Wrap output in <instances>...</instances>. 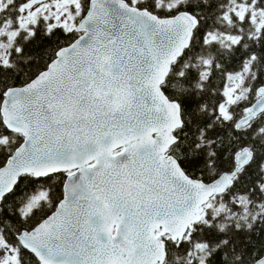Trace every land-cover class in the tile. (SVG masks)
<instances>
[{
    "label": "snow or ice",
    "instance_id": "6c2138e0",
    "mask_svg": "<svg viewBox=\"0 0 264 264\" xmlns=\"http://www.w3.org/2000/svg\"><path fill=\"white\" fill-rule=\"evenodd\" d=\"M0 264H264V0H0Z\"/></svg>",
    "mask_w": 264,
    "mask_h": 264
}]
</instances>
